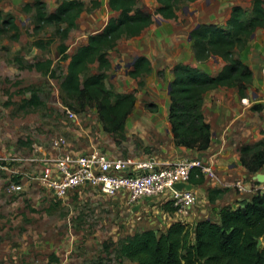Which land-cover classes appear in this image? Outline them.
I'll use <instances>...</instances> for the list:
<instances>
[{
    "label": "rangeland",
    "instance_id": "rangeland-1",
    "mask_svg": "<svg viewBox=\"0 0 264 264\" xmlns=\"http://www.w3.org/2000/svg\"><path fill=\"white\" fill-rule=\"evenodd\" d=\"M34 1H0V10L14 15L20 26L19 37L10 33L0 40V264H135L117 257V241L145 228L162 230L170 219L162 211L166 197H145L142 207L136 208L125 196H108L98 188L83 186L60 198L38 179L41 167L32 157L83 152L94 147L116 156L160 149L159 145L169 138L164 115L167 89L158 90L148 84L135 88L125 80L129 68L126 63L145 46L143 43L159 34L157 27L174 32L176 27L186 26L188 34L197 22L225 23L235 4L244 6L249 15L253 0H184L178 5L177 16L171 19L157 12L158 0H138V6L155 11V20L138 37L122 38L108 52L112 61L106 79L108 87L115 92L137 91L138 96L126 119L124 136L107 131L97 108H82L62 86L69 56L119 11L109 6V0H101L98 7L93 5L94 0H83L85 10L63 39L57 25L35 29V9H25L26 3ZM45 1L51 12L62 0ZM38 40L44 46L38 45ZM64 40L69 46L68 57L59 50ZM245 48L238 52L239 56ZM149 53L157 59L155 50ZM47 59L53 60L50 70L35 66L37 61ZM96 72L97 63L88 74ZM34 92L40 97L39 105L27 102ZM138 114L143 116L144 124H137Z\"/></svg>",
    "mask_w": 264,
    "mask_h": 264
},
{
    "label": "trees",
    "instance_id": "trees-1",
    "mask_svg": "<svg viewBox=\"0 0 264 264\" xmlns=\"http://www.w3.org/2000/svg\"><path fill=\"white\" fill-rule=\"evenodd\" d=\"M158 1L157 12L165 18H175L179 3L184 0ZM100 4L101 0L93 2L95 7ZM109 6L119 11V15L110 17L101 30L90 34L88 42L80 45L72 55L67 53L69 46L65 40L59 45L63 56L70 57L62 86L82 108L95 106L107 131L124 136L126 119L135 107L137 95L135 91L119 93L108 87L106 79L112 67L108 52L120 39L140 35L152 24L154 16L138 6V0H109ZM25 9H35V29L54 24L65 39L77 25V19L85 10V2L62 0L56 10L48 12L45 0H35L26 3ZM250 11L248 15L244 6L236 4L225 24L201 22L191 30L197 61L206 62L216 55L222 57L226 64L216 74L188 63L175 64L169 120L177 145L199 151L210 147L213 130L204 113V94L207 91L226 85L237 87L241 96L247 95L253 69L238 52L248 45L258 27L264 28V0H253ZM62 23L67 25L62 27ZM19 28L14 15L0 10V40L10 33L19 37ZM37 43L44 46L42 40ZM52 63V59L39 60L35 66L48 71ZM96 63L98 72L88 74ZM152 70L149 58L141 55L129 73L139 77ZM139 82L144 84V80ZM27 102L39 105L41 100L34 92ZM153 107L157 108V105ZM259 107V104L253 105L254 109ZM241 161L251 174L263 170L264 139L242 146ZM204 177L200 169H194L191 182L198 183ZM163 207L170 212L177 210L170 201L164 202ZM260 239L262 244H259ZM105 246L110 247L107 242ZM116 255L135 264H264V191L242 200L236 208L223 206L218 219L204 218L194 223L177 219L165 230H137L117 241Z\"/></svg>",
    "mask_w": 264,
    "mask_h": 264
},
{
    "label": "crops",
    "instance_id": "crops-1",
    "mask_svg": "<svg viewBox=\"0 0 264 264\" xmlns=\"http://www.w3.org/2000/svg\"><path fill=\"white\" fill-rule=\"evenodd\" d=\"M232 9L233 7L228 12L226 22L231 16ZM195 26L196 25H193L191 30ZM157 29H160V32H158L159 34L153 35L151 39L143 43L145 46L136 50V55L133 60L126 63L129 65V68L126 70V77L128 79H124L126 81L130 80L135 88H139L140 86L144 87L148 84V86L156 87L158 90L167 89L165 95L166 101L164 103V109L167 107V111L164 112V115L165 119H167L166 123L169 124L167 128L169 138L164 144L159 145L160 149L158 150L133 155L143 158L151 156L163 162L202 157L208 162H213L217 172L215 178L205 175L202 181L194 183V190L197 192L198 197L189 215L182 216L176 211H166L164 207H162L165 216L170 218L168 222L161 227L162 230H165L177 219L186 220L191 223L204 218L218 219L219 210L223 206L231 205L236 208L240 205L242 200L251 199L258 191H264V183L255 181L253 179V174L249 172L241 161L242 146L255 144L264 139V28L258 27L253 32L248 45L241 55V58L253 69V80L246 90L247 95L241 96L237 87L226 85H220L204 94V113L206 119L211 123L213 130L212 143L210 147L204 151L177 145L174 141L168 111L170 108V89L172 81L176 77L173 68L175 64L183 62L199 66L210 74H216L224 67L226 61L222 57L216 55L212 56L206 62L197 61L194 53L193 39L190 37L191 31L188 32V34L186 33L187 35L185 34L186 26H182L181 28L176 27L174 32L170 30L166 31L164 27H157ZM134 37H138V35ZM153 46L154 48H152ZM147 49H149L151 53L155 50L157 59L154 60L149 50L148 52L146 51ZM141 55H145L149 58L153 70L142 76L134 77L129 72L133 68L134 61ZM156 63H160V66H157ZM150 79L154 81L152 82ZM140 80H144L143 85H140ZM167 80L168 82L166 83ZM156 88L155 90L158 92ZM118 92L124 93L121 91ZM255 104H259L260 107L254 109L253 105ZM136 118L137 124H144L141 114H138ZM135 125L136 124L132 126L134 127ZM153 125L156 124L153 123ZM109 154L116 156L112 152ZM241 177H244L248 184V189L246 191H239L236 187L232 185L229 186L230 183ZM226 186L229 187L226 188ZM137 206L136 208H140L142 204Z\"/></svg>",
    "mask_w": 264,
    "mask_h": 264
},
{
    "label": "built area",
    "instance_id": "built-area-1",
    "mask_svg": "<svg viewBox=\"0 0 264 264\" xmlns=\"http://www.w3.org/2000/svg\"><path fill=\"white\" fill-rule=\"evenodd\" d=\"M32 161L41 167L38 179L60 198L83 186H93L108 196H125L133 207L141 204L145 197L163 196L182 216L190 214L198 196L194 189H177L175 184L191 182L194 169L213 178L217 176L213 162L202 157L163 162L151 156H114L98 147L32 157ZM230 185L239 191L248 189L244 177Z\"/></svg>",
    "mask_w": 264,
    "mask_h": 264
},
{
    "label": "water",
    "instance_id": "water-1",
    "mask_svg": "<svg viewBox=\"0 0 264 264\" xmlns=\"http://www.w3.org/2000/svg\"><path fill=\"white\" fill-rule=\"evenodd\" d=\"M144 10L147 11V12H150V13L154 12V11H152L150 9H144ZM196 25L198 26L199 23H197ZM190 37H192V36L190 35ZM171 87H172V85H171ZM253 179L255 181L264 183V169L254 173L253 174ZM184 187H186L187 189H194V183H192V182H177L175 184V188H177V189H182ZM136 207H138V206H136ZM262 242H263V240L260 239L259 240V244H262Z\"/></svg>",
    "mask_w": 264,
    "mask_h": 264
}]
</instances>
